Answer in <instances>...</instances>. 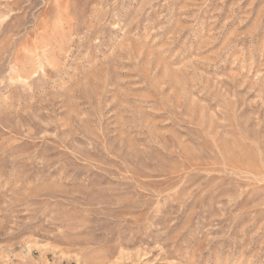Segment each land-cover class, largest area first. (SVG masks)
<instances>
[{"label":"rangeland","instance_id":"374dc122","mask_svg":"<svg viewBox=\"0 0 264 264\" xmlns=\"http://www.w3.org/2000/svg\"><path fill=\"white\" fill-rule=\"evenodd\" d=\"M0 264H264V0H0Z\"/></svg>","mask_w":264,"mask_h":264}]
</instances>
